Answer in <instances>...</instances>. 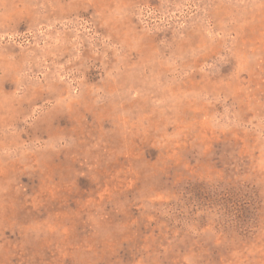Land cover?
<instances>
[{
  "label": "rangeland",
  "instance_id": "1",
  "mask_svg": "<svg viewBox=\"0 0 264 264\" xmlns=\"http://www.w3.org/2000/svg\"><path fill=\"white\" fill-rule=\"evenodd\" d=\"M0 264H264V0H0Z\"/></svg>",
  "mask_w": 264,
  "mask_h": 264
}]
</instances>
